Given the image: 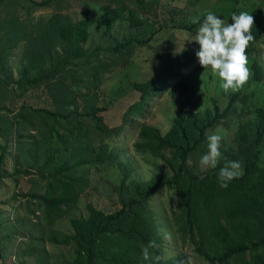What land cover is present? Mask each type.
<instances>
[{
    "label": "trees",
    "instance_id": "trees-1",
    "mask_svg": "<svg viewBox=\"0 0 264 264\" xmlns=\"http://www.w3.org/2000/svg\"><path fill=\"white\" fill-rule=\"evenodd\" d=\"M103 10L102 24L110 29L119 15L114 10ZM250 14L254 17L252 34L256 42L260 37L259 18L255 12ZM19 21L16 16L9 19L8 27L0 35V98L12 99L16 85L23 93L43 86L53 110L34 109L25 101L16 111L14 122L8 115H0V192L10 178L5 163L10 148L15 145L19 157L29 155L30 169L47 180V193L39 199L41 219L50 226L74 207L88 186L86 166L109 165L117 156L103 142L97 149L89 141L84 146L80 144L90 127L109 131L96 115L98 108L87 104L90 94L80 92L77 83L80 80L73 75L77 63L94 57L84 49L91 21L85 18L73 22L67 15H55L46 29L37 30L40 34L37 33L36 39L34 34L23 30ZM202 22L200 19L196 24H183L180 28L194 31ZM25 43L28 63L22 66L20 80L16 81L10 60ZM121 47L118 45L117 49ZM252 67L254 80L259 83L258 68L256 64ZM87 70L92 86L99 87L98 67ZM177 75L173 68H162L156 76L134 84L139 99L129 111L137 113L144 104L162 96L165 88L169 98H175L178 90H188L184 79L172 82ZM2 102L0 109L8 111L9 107ZM69 106L74 110L69 111ZM230 108L229 104L221 113L213 101L203 112L176 109L165 133L144 123L138 132L142 141L134 147L163 161L171 175H158L161 171L156 168L148 183L126 187L124 180L116 187L120 205L117 210L105 213L88 205L86 218L70 220L72 234L60 242L74 248V260L70 264H187L183 255L172 263L162 260L164 240L148 202L156 189L164 185L174 188L179 198L181 211L173 222L176 233L189 241L207 263L264 264V167L259 165V148L264 141V104L255 109L254 122L240 128L237 152L226 153L215 168L203 173L190 167L197 153L205 152L207 131L221 125L226 114L234 112ZM228 161H239L242 174L229 181L227 187H221L219 171ZM19 165L17 162L15 168ZM123 177L128 178L124 173ZM153 240L158 247L149 248L150 259L144 260L142 249ZM33 243L41 248V254H46L39 239ZM31 255L37 256L39 264H48L47 257L44 261L35 251Z\"/></svg>",
    "mask_w": 264,
    "mask_h": 264
},
{
    "label": "rangeland",
    "instance_id": "rangeland-1",
    "mask_svg": "<svg viewBox=\"0 0 264 264\" xmlns=\"http://www.w3.org/2000/svg\"><path fill=\"white\" fill-rule=\"evenodd\" d=\"M105 8L119 15L110 29L102 24ZM209 11L229 24L232 23L231 15L242 11L249 14L255 12L259 18V40L246 49L249 60L247 67L252 75L237 92L223 91L220 78L210 68L200 66L196 57L199 45L193 41L199 27L194 31L180 28V25L191 24L193 18L204 20ZM55 15H67L73 22L85 18L91 21L84 49L94 57L77 63L73 75L80 80V83L77 82L80 92L90 94L87 104L98 108L96 115L110 132L90 127L80 144L84 146L89 141L97 149L103 142L117 158L109 165H98V168L86 166L88 186L74 207L48 226L41 219L39 199L47 193V180L30 169L29 155L19 157L17 147H11L5 163L10 178L5 181L0 193V251L3 264H39L37 256L31 255L34 251L44 261L47 257L48 264H70L74 260V248L60 243L64 237L72 234L70 220L86 218L88 205L105 213L117 210L120 205L116 187L124 180L126 187L128 184L148 183L156 168L161 171L157 172L158 175L169 177L171 172L163 161L134 147L135 143L142 141L138 132L144 123L165 133L176 109L203 112L214 101V105L223 113L230 104L234 112L227 113L221 125L206 133L208 136L221 131L222 157L228 152L238 151L240 128L249 127L255 120V109L264 104V0H0V35L8 27V20L16 16L23 30L34 34L33 39H36L37 33L40 34L37 30L46 29ZM26 45L15 51L10 60L13 80L16 81L20 80L22 66L28 63L25 58ZM118 45L122 47L117 49ZM254 64L260 73L259 83L254 80ZM94 66L98 67L101 79L97 88L92 86V78L87 70ZM167 67L178 73L172 82L184 79L189 89L184 92L178 90L175 98H169L166 95L168 88H165L162 96L144 104L137 113L130 112V107L139 99L134 84L156 76L162 68ZM44 88H27V93H23L16 85V95L13 94L12 99L0 98V106L4 101V105L9 107L8 111L0 109V115H8L14 122L16 111L25 101L34 109L53 110ZM259 150V165L264 167V141ZM206 153L207 147L205 152L197 153L190 167H196L201 173L209 171L210 168H203L199 163ZM17 162L20 165L16 169ZM123 173L127 179H124ZM178 203L175 189L167 185L157 188L148 202L157 230L164 240L162 260L172 263L183 255L187 258V264H209L194 251L189 241L176 233L173 222L174 216L181 211ZM37 239L46 249V254H41V248L34 245Z\"/></svg>",
    "mask_w": 264,
    "mask_h": 264
},
{
    "label": "clouds",
    "instance_id": "clouds-1",
    "mask_svg": "<svg viewBox=\"0 0 264 264\" xmlns=\"http://www.w3.org/2000/svg\"><path fill=\"white\" fill-rule=\"evenodd\" d=\"M232 23L219 18L209 11L193 38L199 45L196 57L202 68H210L220 80V88L225 91L237 92L251 78V70L247 65L249 60L246 49L256 37L252 34L254 17L246 11L231 15ZM193 24L199 22L193 18ZM74 110L69 106V111ZM200 110V109H199ZM207 153L200 158L203 168H215L221 159V141L223 135L218 130L207 136ZM242 174V166L239 161H228L219 171L221 187H227V183ZM156 242L150 241L142 249L144 260L150 259L149 248H156ZM159 260V257H155Z\"/></svg>",
    "mask_w": 264,
    "mask_h": 264
},
{
    "label": "water",
    "instance_id": "water-1",
    "mask_svg": "<svg viewBox=\"0 0 264 264\" xmlns=\"http://www.w3.org/2000/svg\"><path fill=\"white\" fill-rule=\"evenodd\" d=\"M0 264H3L2 260H1V256H0Z\"/></svg>",
    "mask_w": 264,
    "mask_h": 264
},
{
    "label": "crops",
    "instance_id": "crops-1",
    "mask_svg": "<svg viewBox=\"0 0 264 264\" xmlns=\"http://www.w3.org/2000/svg\"><path fill=\"white\" fill-rule=\"evenodd\" d=\"M4 187H5V185H4ZM4 187H3V188H4ZM3 188H2V189H3ZM1 192H2V190H1ZM1 192H0V193H1Z\"/></svg>",
    "mask_w": 264,
    "mask_h": 264
}]
</instances>
